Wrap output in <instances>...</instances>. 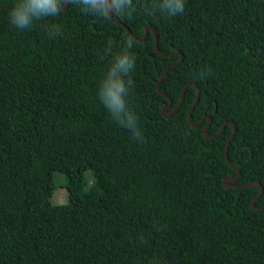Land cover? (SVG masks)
<instances>
[{"label": "trees", "instance_id": "obj_1", "mask_svg": "<svg viewBox=\"0 0 264 264\" xmlns=\"http://www.w3.org/2000/svg\"><path fill=\"white\" fill-rule=\"evenodd\" d=\"M13 3L0 0V264H264V193L256 209L248 186H264V0H186L176 17L134 0L120 23L69 0L23 31ZM149 25L158 48L151 28L137 39ZM128 40L140 137L96 95ZM198 89L192 121L207 117L193 126ZM208 116V135L237 125L229 160L233 124L209 138ZM231 163L239 187L224 184ZM55 173L65 203L52 202Z\"/></svg>", "mask_w": 264, "mask_h": 264}, {"label": "clouds", "instance_id": "obj_2", "mask_svg": "<svg viewBox=\"0 0 264 264\" xmlns=\"http://www.w3.org/2000/svg\"><path fill=\"white\" fill-rule=\"evenodd\" d=\"M81 12L95 18L107 19L109 16L131 17L135 12L134 0H74ZM186 0H154L151 11L167 17H176L184 13ZM61 0H14L7 16L9 24L16 30L30 29L36 21L59 14ZM60 28L50 25L48 36L59 34ZM109 51L112 42L109 40ZM133 42L126 45L111 57L100 78L96 95L99 102L119 126L127 129L134 137L141 136L139 117L130 105V94L134 87L132 73L137 58L131 51ZM201 72V78L206 75ZM150 264H161L153 258Z\"/></svg>", "mask_w": 264, "mask_h": 264}, {"label": "water", "instance_id": "obj_3", "mask_svg": "<svg viewBox=\"0 0 264 264\" xmlns=\"http://www.w3.org/2000/svg\"><path fill=\"white\" fill-rule=\"evenodd\" d=\"M68 6H69V0H66L65 5L62 6V7H60V8L65 9V8L68 7ZM110 17H111L112 19H114L113 16H110ZM114 20H116V19H114ZM116 21L120 23L119 20H116ZM126 28L129 30V27H128V26H126ZM150 28L154 31V33H155V35H156V47L158 48V37H157L156 30H155L154 28H152L150 25L146 27V33H145V35H144L143 38H137L136 35H134V37H136L137 39H139V40H141V41L145 40L146 37H147V35H148V33H149ZM179 54H181V58H180V60H179L177 63L181 62V61L183 60V57H184V55H183L182 52H179ZM165 72H166V71H165ZM165 72H164L163 76L165 75ZM163 76H162V78H163ZM162 78H161V80H160L159 83H158V87H160V84H161ZM191 84L197 86V84H195V83H191ZM187 86H188V85H187ZM187 86L185 87V89H184V91H183V95H182V98H181L180 103H179V104H178V105L172 110V112H170V113H168V110H169L170 107H172V105H173V100H172L171 97H169V103H168V104L162 109V112H163V114H164L165 116H167V117H171V116L176 112V110L181 106V104L183 103V100H184V94H185V91H186ZM164 94H165V93H164ZM200 95H201V91H200V89H198L197 97H196L195 102H194V104L192 105V107H191V109H190V112H189V119L191 120V123H192L193 126H198V125H200V124L204 121V119L207 117V116H206L205 118H203V119H202L201 121H199V122H193V121H192V114H193V111H194V109H195L196 104L198 103V101H199V99H200ZM208 119H209V123H208L207 126L204 127V133H205L206 137H209V138H210V137H216V136H218L220 133H222V132L224 131V129L226 128V125H227L228 123L233 124V127H234V129H233V133H232L230 139L228 140V142H227V146H226V157H227V159L229 160V157H228V147H229L231 141L233 140V138L235 137V135H236V133H237V125L235 124V122H234L233 120H227V121L224 123L222 129H221L217 134H214V135H208L207 131H208V129H209V127H210V124H211V122H212V120H213L211 116H208ZM231 165L233 166L232 163H231ZM233 167H235V166H233ZM235 168L237 169V174H236L234 177H225V179H224V184H225V186H227L228 188L239 187V186H241V185H239V184H237V183H234L236 180L239 179L240 174H241L240 169L237 168V167H235ZM230 181L233 182V183H232V184H229ZM248 186H249V187L259 186V187H260V192H259V194H258L257 197L252 201L253 207L256 208V209H258V207L255 206V203H256V200H257L259 197H261V195L264 193V186H263L260 182H253V183L249 184ZM242 187H245V186H242Z\"/></svg>", "mask_w": 264, "mask_h": 264}, {"label": "rangeland", "instance_id": "obj_4", "mask_svg": "<svg viewBox=\"0 0 264 264\" xmlns=\"http://www.w3.org/2000/svg\"><path fill=\"white\" fill-rule=\"evenodd\" d=\"M88 174H90L89 176H91L92 178V175H91V170L90 171H87ZM64 174L62 173H55V180L57 181V190L56 192L54 193L53 197H52V202L53 203H65L68 201V192H67V188L64 186L63 182H59L63 179V176ZM93 179V178H92Z\"/></svg>", "mask_w": 264, "mask_h": 264}, {"label": "flooded vegetation", "instance_id": "obj_5", "mask_svg": "<svg viewBox=\"0 0 264 264\" xmlns=\"http://www.w3.org/2000/svg\"><path fill=\"white\" fill-rule=\"evenodd\" d=\"M235 182H236V181H235ZM235 182H234V183H235ZM232 183H233V182H232Z\"/></svg>", "mask_w": 264, "mask_h": 264}]
</instances>
